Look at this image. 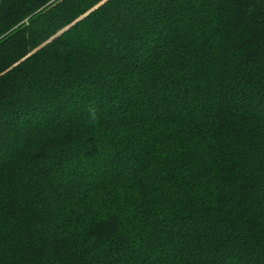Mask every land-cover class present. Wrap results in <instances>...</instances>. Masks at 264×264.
Wrapping results in <instances>:
<instances>
[{"label":"trees","instance_id":"obj_1","mask_svg":"<svg viewBox=\"0 0 264 264\" xmlns=\"http://www.w3.org/2000/svg\"><path fill=\"white\" fill-rule=\"evenodd\" d=\"M102 1L0 4V264H258L264 0Z\"/></svg>","mask_w":264,"mask_h":264},{"label":"rangeland","instance_id":"obj_2","mask_svg":"<svg viewBox=\"0 0 264 264\" xmlns=\"http://www.w3.org/2000/svg\"><path fill=\"white\" fill-rule=\"evenodd\" d=\"M2 1L3 0H0V4L2 3ZM105 1V0H104ZM104 1H102L101 3H103ZM145 3H149V4H152V3H150V1L151 2H156L157 0H155V1H153V0H143ZM100 3V4H101ZM100 4H97V5H95L94 6V8L93 9H95V8H97ZM153 5V4H152ZM142 11H145L143 8L141 9V12ZM151 11H153V9H151ZM155 11H157V10H154L153 12H155ZM140 12V11H139ZM138 12V14H137V16H136V18H140V13ZM135 18V19H136ZM127 20V21H131V17L129 16V15H124V17L122 18V20L120 21V22H118V26H120V23H122V22H124V20ZM114 22H115V20H114ZM113 23V21H111V22H106V24H107V26L109 25L110 27H111V24ZM168 29H170V27H166V28H164L163 30H162V32L163 31H168ZM57 34V33H56ZM56 34H52V35H50V36H48V37H46L44 40H42L38 45H36L35 46V48L33 49V51L30 53V54H32V53H34V52H36L38 49H40L42 46H45L46 44H48V43H50V42H52V41H50ZM55 40V39H54ZM83 41V40H82ZM91 43H93L92 41H90ZM153 43V42H152ZM83 44V43H82ZM102 47H104V45H102ZM117 46H115V45H113L111 48H116ZM67 49H69V48H64V51H69V50H67ZM104 50H102V52H103ZM105 53V52H104ZM59 54H61V55H68V54H65V53H59ZM95 55L97 56V55H102L101 54V52H99V50H97V51H95ZM106 55H107V53H106ZM140 53L138 54V56H137V59L139 60L140 59ZM29 56V55H28ZM115 65H118L117 64V62L116 63H114V67H115ZM90 68H89V70H90V75L92 74V75H94L95 74V71H96V69H97V67L98 66H96V65H93V66H89ZM115 70L116 69H111V71H110V73L111 72H115ZM110 73H107L108 75H110ZM128 77H129V75H128ZM99 90V89H98ZM97 89H93V91H95V92H97L98 91ZM144 96H147L145 93L144 94H142V96L140 97V96H138V101L137 102H135V104L136 105H134V106H137V105H142V106H147L148 104H151V102L147 99V98H145ZM120 103V102H119ZM118 103V105H116L114 108H109V106H108V110L110 109L111 111H118L119 110V108H120V104ZM133 106V105H132ZM160 108H162V105L161 104H159L158 105ZM207 106L208 107H210L211 106V103H207ZM171 107H173V106H171ZM103 108V107H102ZM169 108H170V106H169ZM164 109H166V110H168L166 107L164 108ZM83 110L85 111V109H79V113L80 114H86V112H83ZM61 113H62V111H61ZM57 114V117H59V118H61L62 116V114ZM66 114H69L70 115V113L69 112H67ZM100 114H103V113H100ZM69 115H67V116H69ZM61 116V117H60ZM13 126L14 127H19L20 126V124L19 123H13ZM12 141H13V139H12ZM13 146H15L16 147V145L13 143ZM122 146V145H121ZM122 148V147H121ZM124 149V148H123ZM3 157V156H2ZM129 160H130V157H129V155H127L126 156ZM1 158V157H0ZM115 167H119V165L118 164H116L115 165ZM70 172V174H71V176H74V177H76L77 176V174L78 173H74V175L72 174V172L71 171H69ZM85 176L86 177H89V175H87V173H85ZM210 257H213L212 255L210 256ZM210 257H209V255H204V254H201V255H198L196 258L197 259H199V260H201V259H203L202 261H204V262H206V263H208V262H210L211 260H210ZM216 257H219L217 254H216ZM234 258V256H232V259H231V264H234L235 262V260L233 259ZM252 260H253V262L254 263H258V264H264V251L262 252V253H259L258 252V250H257V248H254L253 249V253H252ZM229 263V264H230Z\"/></svg>","mask_w":264,"mask_h":264},{"label":"water","instance_id":"obj_3","mask_svg":"<svg viewBox=\"0 0 264 264\" xmlns=\"http://www.w3.org/2000/svg\"><path fill=\"white\" fill-rule=\"evenodd\" d=\"M71 27V25L70 26H67V27H65V28H63L62 30H60L50 41H52V40H54V39H56V38H58L60 35H62L65 31H67L69 28Z\"/></svg>","mask_w":264,"mask_h":264}]
</instances>
